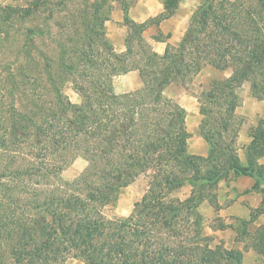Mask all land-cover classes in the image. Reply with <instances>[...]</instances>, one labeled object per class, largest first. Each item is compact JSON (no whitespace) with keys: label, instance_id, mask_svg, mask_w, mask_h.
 I'll return each instance as SVG.
<instances>
[{"label":"trees","instance_id":"trees-1","mask_svg":"<svg viewBox=\"0 0 264 264\" xmlns=\"http://www.w3.org/2000/svg\"><path fill=\"white\" fill-rule=\"evenodd\" d=\"M180 2L163 0L165 11L143 24L132 21L123 5L129 29L123 53L105 38L103 23L88 22L89 42L77 56L62 44L58 72L45 75L47 88L34 84L25 91L22 81L11 79L8 93L23 90L31 104H0V259L10 245L14 264H64L69 258L86 264H220L223 253L242 264V252L211 249L184 214L229 176L253 177V189L264 191V121L249 128L243 163L237 143L245 119L236 114L242 102L237 90L245 83L264 100V0L202 1L181 42L167 43L160 54L144 34L170 18ZM38 9L34 3L10 13L30 16ZM208 66L231 75L198 99L201 136L209 145L202 157L188 152L186 110L164 92ZM134 71L142 88L114 94V79ZM69 76L80 104L56 84ZM80 157L87 167L65 181L62 172ZM143 174L152 180L133 213L107 219L102 209ZM185 184L197 185L198 192L185 202L167 199ZM255 248L264 254V228Z\"/></svg>","mask_w":264,"mask_h":264},{"label":"rangeland","instance_id":"rangeland-1","mask_svg":"<svg viewBox=\"0 0 264 264\" xmlns=\"http://www.w3.org/2000/svg\"><path fill=\"white\" fill-rule=\"evenodd\" d=\"M202 1L204 0H181L170 18L164 20L159 27L152 26L145 32V39L156 52L163 54L167 43L177 46L181 42L188 31L193 13ZM34 3L39 5V9L30 16L10 13ZM123 5L127 6L131 20L138 24L148 22L165 11L163 0H0V104L14 101L16 105L31 104L28 97L22 95L23 90L34 87V84L37 88L39 85L41 88L49 87L50 82L45 75L50 69L51 73L58 72L57 67L64 53L62 44L64 49H68L69 56H77V49L89 42L88 22L98 26L103 23L108 42L117 53L125 52L129 29L124 21ZM156 38H161L166 43L157 42ZM39 74L41 76L36 81L35 77ZM230 75L229 70L218 71L208 66L192 81L186 84L173 83L165 89V96L186 110V127L191 134L188 146L189 143H197L202 137L200 126L203 116L199 97L204 91L211 89L213 82L227 79ZM11 79L22 81L23 90L15 92L12 89L10 95L7 88L12 87ZM56 84L62 87L71 103H81V98L74 89L73 77L59 78ZM142 86L139 73L134 71L116 77L112 90L114 94L120 95L139 90ZM237 94L241 101L244 97L252 96L249 83L238 89ZM242 127L244 125L239 128V134ZM247 147L244 151H239L238 148L243 163ZM86 167L87 162L81 157L77 158L62 172L61 177L65 181H73ZM235 179L229 176L216 187L208 189L200 206L184 215L194 233L199 231L209 239L211 249L240 251L243 254L242 264H264V254L255 248L258 232L264 228L263 186L239 193L234 186ZM151 180L150 174H143L119 189L111 203L102 209L104 216L107 219L129 217L147 193ZM197 192V185L185 184L172 191L167 199L185 202ZM258 208L263 213L258 212ZM3 255L0 264H14L10 245L4 247ZM217 259L220 264H232L225 253ZM64 264L86 263L81 259L69 258Z\"/></svg>","mask_w":264,"mask_h":264},{"label":"crops","instance_id":"crops-1","mask_svg":"<svg viewBox=\"0 0 264 264\" xmlns=\"http://www.w3.org/2000/svg\"><path fill=\"white\" fill-rule=\"evenodd\" d=\"M236 114L245 118L246 125L244 124V127H242L238 137L239 151H244L243 149H245L251 142V138L247 134V129L252 126H256L260 120L264 121V100H258L251 95L244 97L241 105L236 110ZM196 142L197 143L193 144L189 143L188 152L192 155L206 157L209 153L207 142L203 140L202 137H200L199 141ZM239 157L241 160L243 159L240 153ZM260 163L264 164V157L260 160ZM255 183V178L241 176L235 179L234 186L239 191V193H243L247 189H253Z\"/></svg>","mask_w":264,"mask_h":264}]
</instances>
